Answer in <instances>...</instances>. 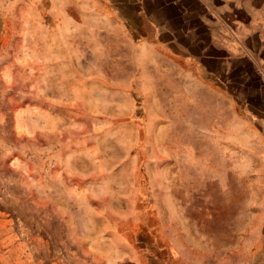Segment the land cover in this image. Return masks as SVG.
Wrapping results in <instances>:
<instances>
[{
	"label": "rangeland",
	"instance_id": "1",
	"mask_svg": "<svg viewBox=\"0 0 264 264\" xmlns=\"http://www.w3.org/2000/svg\"><path fill=\"white\" fill-rule=\"evenodd\" d=\"M99 9L0 0V264H264L258 117L176 16Z\"/></svg>",
	"mask_w": 264,
	"mask_h": 264
},
{
	"label": "crops",
	"instance_id": "2",
	"mask_svg": "<svg viewBox=\"0 0 264 264\" xmlns=\"http://www.w3.org/2000/svg\"><path fill=\"white\" fill-rule=\"evenodd\" d=\"M88 1L100 16H176L181 35L194 37L191 44L216 65L221 96L258 117L264 131V0Z\"/></svg>",
	"mask_w": 264,
	"mask_h": 264
},
{
	"label": "bare ground",
	"instance_id": "3",
	"mask_svg": "<svg viewBox=\"0 0 264 264\" xmlns=\"http://www.w3.org/2000/svg\"><path fill=\"white\" fill-rule=\"evenodd\" d=\"M30 107V106H29ZM75 123V122H74ZM73 123V124H74ZM76 124V123H75ZM74 124V125H75ZM80 127V126H79ZM78 134V133H77ZM73 135V134H72ZM74 150V148L73 147H69L65 152H67V153H71L72 151ZM47 174V173H46ZM37 181V180H36ZM40 184V183H39ZM41 184H42V182H41ZM38 185V184H37ZM41 186V185H40Z\"/></svg>",
	"mask_w": 264,
	"mask_h": 264
},
{
	"label": "water",
	"instance_id": "4",
	"mask_svg": "<svg viewBox=\"0 0 264 264\" xmlns=\"http://www.w3.org/2000/svg\"><path fill=\"white\" fill-rule=\"evenodd\" d=\"M171 57V56H170ZM172 58V57H171ZM174 60H175V58H174ZM177 61V60H176Z\"/></svg>",
	"mask_w": 264,
	"mask_h": 264
}]
</instances>
